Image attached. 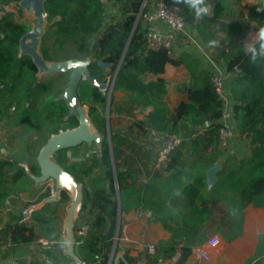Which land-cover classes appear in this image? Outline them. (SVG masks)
I'll list each match as a JSON object with an SVG mask.
<instances>
[{"label": "trees", "instance_id": "1", "mask_svg": "<svg viewBox=\"0 0 264 264\" xmlns=\"http://www.w3.org/2000/svg\"><path fill=\"white\" fill-rule=\"evenodd\" d=\"M2 1L20 2L0 0V3ZM165 1L179 7L190 25L201 17L206 21H215L221 14L225 0L214 1L211 17L206 13L210 0H201L199 3L194 0ZM144 2L145 0H48L45 9L49 14V26L43 37L41 53L46 60L55 61L45 45L49 31L54 30L58 48L64 49L66 43L69 48L68 54L57 57V61L89 57L92 59L90 75L104 82L106 77H114L117 73L114 91L124 89L131 92L132 105L152 106L149 116L151 126L161 134L175 133L181 138L180 146L170 154L166 163V170H172L184 166L183 151L189 143L193 153L199 147L203 151L208 148L218 150L219 131L223 125L217 121L223 116L224 105L211 82L213 75L198 70L200 62L193 54L170 56L165 48L146 47V35L150 29L141 20L136 24ZM107 5L114 8V15L118 16L116 19L109 17ZM56 17H60V20L50 24ZM234 27L236 26L231 25L223 31L234 37L237 34ZM30 28L8 16L0 19V94H15L19 99L18 107L25 108L20 121L30 129L40 130V113L33 108L39 105L38 99L44 97L50 87L47 83L37 82V68L31 58L18 55L19 41ZM238 46L239 50L229 62L228 69H239L234 92L242 105L236 106L235 115L240 134L251 141L253 148L250 157L240 160L237 169L226 181L232 183L231 189L242 188L244 193L253 198L256 206L264 209V40L260 38L249 52L242 45ZM100 63L110 65L107 73ZM168 64L185 65L191 75H196L194 85L185 89V99L175 106L173 114L161 98L167 92L168 84L163 75ZM84 89L86 93L79 95L80 99L84 104L93 103L90 105V115L99 131L105 135L101 156L95 154L90 165L81 169L67 158L68 149L57 152L55 158L83 185L81 216H89L91 228L88 241L78 244L82 258L87 264H108L118 230L117 189L121 193L128 180L133 178V171L148 167L152 153L119 132L110 131L108 140L106 119L97 114L99 107H106L108 103L106 92L88 81L82 82L79 87L80 91ZM62 93L53 94V100L44 104L42 110L44 119L52 125L48 138L60 130L78 126L74 117L65 120L69 111L65 102L58 100ZM142 125L140 123L138 127ZM206 125L208 126L204 132L187 141L194 136L195 128ZM127 146L132 147V152H128ZM25 174L24 168L15 167L12 162H0V184L6 178L18 180ZM205 180V173L196 175L193 183L184 189L185 197L192 201L198 194L199 187L205 186ZM4 196L5 193L0 194L1 199ZM65 198H69V195L63 192L61 201ZM229 207L232 211L235 209L232 204ZM53 216L43 209L33 215L29 224H22L19 219L6 224L0 228V244L8 241L14 245L34 243L38 240L39 231L41 236L59 242L60 232L56 229ZM81 240L78 238L77 242ZM188 255L189 253L185 254L184 258ZM128 259L133 261L132 258Z\"/></svg>", "mask_w": 264, "mask_h": 264}, {"label": "crops", "instance_id": "2", "mask_svg": "<svg viewBox=\"0 0 264 264\" xmlns=\"http://www.w3.org/2000/svg\"><path fill=\"white\" fill-rule=\"evenodd\" d=\"M214 1L210 0L206 6V13L210 17ZM263 1L225 0L221 14L215 21H206L201 17L184 32L176 33L173 55L193 54L200 62L199 71H207L223 80L221 98L224 109L222 118L217 122L229 130L230 148L225 149L226 151L221 148L216 151L213 148L203 151L199 147L193 153L189 143L183 151L185 164L182 168L166 170V164L155 167L151 159L146 169L133 171V178L128 180L119 193L118 230L109 255L111 264H116L119 256L122 258L117 264H264V209L256 206L253 198L244 193L242 188L231 189L232 183L226 181L237 169L238 162L250 157L253 148L245 135L240 136L235 108L242 104L234 92V82L239 74L230 71L228 64L239 50L238 45H242L249 52L260 39V33L264 30ZM155 2L156 0H146L145 12L151 14ZM144 25L160 33L169 31L167 25L161 22ZM231 25L236 26L234 29L237 34L234 37L223 31ZM163 78L168 87L161 98L173 114L175 106L185 99V89L194 85L196 75H191L185 65L168 64ZM124 91L127 90L120 89L116 92ZM3 94H0V162L9 161L15 167L21 168H24L23 164H28L30 172L39 175L37 157L49 138L38 147L36 153L17 156L18 152L13 149L15 131H20V140L25 135L30 136L26 131V123L20 121L25 108L18 107L15 94ZM133 106L129 118L132 121V128L128 130L130 132H124L123 125H118L116 130H120L121 134L145 149L153 151L161 145L164 137V134L151 126L149 116L153 107ZM140 123L143 124L142 127L137 126ZM207 126L195 128L194 136L187 141L204 132ZM35 138L37 140V136ZM90 151L92 150H89L86 157L93 155ZM200 155L203 158L197 159ZM66 156L75 164L73 154L68 152ZM233 159L237 161V165L229 168L228 163ZM25 173L18 180L9 177L0 184V194L5 193L0 198V228L18 219L20 221L23 202L17 198L19 195L31 200L39 192L41 184H37L26 170ZM203 173L206 178L205 186L199 187V192L192 201L187 199L184 189L193 183L196 175ZM71 204L72 198L69 196L63 201L46 202L39 209H44L45 212L50 210L47 213L54 215L56 229L60 232L59 242L41 235L31 244L14 245L10 241L2 242L0 264H71V257L58 251L59 248H66L63 238ZM230 204L235 208L233 211ZM88 217L83 214L76 222V240L80 238L77 229L82 224L89 223ZM213 237H218L219 243L211 252L210 258H196L194 250ZM77 243L76 253L87 264ZM150 245L156 248L154 255L148 253ZM187 253L189 255L184 258Z\"/></svg>", "mask_w": 264, "mask_h": 264}, {"label": "water", "instance_id": "3", "mask_svg": "<svg viewBox=\"0 0 264 264\" xmlns=\"http://www.w3.org/2000/svg\"><path fill=\"white\" fill-rule=\"evenodd\" d=\"M47 1L48 0H20L19 5L35 17V25L21 37L18 55L19 57L28 56L31 58L33 64L37 68V77H42L47 74H70L67 87L58 100L64 101L68 108L69 113L65 117V120L74 117L78 121V126L51 134L50 138L40 149L37 157L40 168L39 175L32 174L28 164H23V167L37 184H42L49 179L55 181L56 188L60 192L56 197L48 199L47 203L61 201L63 192L71 196L72 204L68 208V216L65 223V236L63 238V241L66 243V248H59L58 251L67 253L72 259L71 264H84L75 250L77 242L75 225L81 216L83 208V185L76 180L74 175L69 173L55 160V155L60 150L71 149L86 144L89 148L95 145L98 150V156H101L102 143L105 135L102 134L92 122L90 105L82 103L79 96V87L83 80H87L92 86L102 91L106 92L107 89L106 84L101 83L98 78L90 75L89 66L92 63L91 58L49 61L43 57L41 46L43 37L49 26V14L45 9V3ZM58 20H60V17L54 18L50 24ZM138 21L137 17L136 24ZM116 75L117 73L113 77V83L115 82ZM110 96V91H108L107 107H109ZM106 120L108 129L107 137L108 140H110L109 119L107 118ZM90 153H94V151H90ZM215 168H218V165H215ZM65 177H67V180H65ZM117 199L119 203L118 189ZM120 258L122 257L119 256L116 258V264ZM109 264H111V259L109 260Z\"/></svg>", "mask_w": 264, "mask_h": 264}, {"label": "rangeland", "instance_id": "4", "mask_svg": "<svg viewBox=\"0 0 264 264\" xmlns=\"http://www.w3.org/2000/svg\"><path fill=\"white\" fill-rule=\"evenodd\" d=\"M0 7H2L3 10H5L4 17L8 16L15 22L25 23L29 27H33L35 25V17L31 13H28L25 9H23L19 5V3L17 2L7 3L6 1H2L0 3ZM107 10H108L109 17H114L115 19L117 18L116 15H114V8L111 5H107ZM53 31L54 30L49 31L48 38L46 40L45 45L49 48L50 55L54 58L55 61H57L56 59L57 57L64 56L65 53L68 54L69 48H68V43L65 44L64 49L60 50L58 48V43L56 41L55 35L53 34ZM105 72L106 73L108 72L107 68H105ZM69 77H70V74L68 73V74H56V75L47 74V75H44L38 78L37 82L45 83V84L47 83L50 87V89L48 90V92L46 93L44 97L39 98L38 101L35 100V102L37 101L39 105L38 106L35 105V108H33L35 112L38 111L40 113L39 120L41 122L42 128L40 130H33V129L28 128L26 131H28L30 136L25 135L22 140L19 139L20 131L19 130L15 131L16 136L14 140L15 142L13 143V149H15L18 152L17 156L25 155V153H36L38 150V147L48 138V134H49L48 131L49 129H51L52 125L49 124L44 119V114L42 112V110L44 109V104H47L48 101L53 100V94L64 92L68 84ZM110 78L113 79L112 76L110 77L108 76L106 79L107 83H109V81L111 80ZM83 93L84 94L86 93V89H84L83 91L79 90V95L83 96ZM106 95L108 97V91L106 92ZM132 96L133 95L127 91L117 93L116 91L113 90L110 96V99H109L110 100L109 107H107V105L106 107H99L97 114L102 115L105 119L107 118L109 119V133L110 131L119 132L120 130L119 131L116 130V127L118 125H123L124 128L122 130L124 132H127V133L130 132L128 130L132 128V125H131L132 121L129 118H130L131 111H132L131 108L134 107L131 103ZM89 105L92 106L93 103H89ZM91 119H92V122L94 123V119L92 118V116H91ZM106 125H107V120H106ZM107 130L108 129L106 126V131ZM121 135L124 136L123 134ZM36 136H37V140L35 138ZM240 136H243V135L240 134ZM230 144H231V134H230V143L227 149L230 148ZM127 148H128V152H132V149H131L132 147L127 146ZM219 148L221 147L219 146ZM90 149L94 151V153H92L93 155H90V157H86V154H88ZM221 149L226 151L223 148ZM68 152H70L71 154L75 156V159H76L75 165L77 166L78 169H81L84 167H88L90 165L93 159V156L98 153V150L95 145L90 148H88L85 145H82L80 148L67 151L66 154ZM201 158H203L202 155L197 157V159H201ZM82 159H85V160L83 161ZM235 165H237V161L235 159L230 160L228 163L229 168H232ZM47 212L49 213L50 210H48ZM41 234H42L41 231L37 232V236Z\"/></svg>", "mask_w": 264, "mask_h": 264}, {"label": "built area", "instance_id": "5", "mask_svg": "<svg viewBox=\"0 0 264 264\" xmlns=\"http://www.w3.org/2000/svg\"><path fill=\"white\" fill-rule=\"evenodd\" d=\"M5 10L0 7V19L4 17ZM138 20H141L145 24H151L154 22H161L167 25L169 31L160 33L150 30L146 35V47L148 49L165 48L169 51V55L173 56V47L176 33L184 32L189 26L186 19L182 16L179 7L169 5L165 0H156L154 11L149 14L145 12V4L142 11L138 15ZM235 73H239V69H234ZM217 93L222 96L223 94V80L220 76L213 75L211 79ZM107 91H110V95L114 90L113 79L106 85ZM106 91V92H107ZM230 143V134L226 127H222L219 131V146L223 149H227ZM181 144V138L175 133H167L164 135L161 141V145L153 151L152 162L155 167H161L167 163L170 154L177 149ZM39 192L33 199H26L23 195H19L17 198L23 202L21 208L20 223L29 224L32 222L33 215L45 205L48 199L54 198L60 192L56 188L55 181L49 179L42 183L39 187ZM90 224L84 223L77 229L78 236L82 239L77 244L83 243L89 235ZM219 238L213 237L205 243L202 247H198L194 250V255L198 259L208 260L211 252L218 245ZM148 253L154 255L156 248L153 245L148 247ZM264 254V251H263Z\"/></svg>", "mask_w": 264, "mask_h": 264}, {"label": "flooded vegetation", "instance_id": "6", "mask_svg": "<svg viewBox=\"0 0 264 264\" xmlns=\"http://www.w3.org/2000/svg\"><path fill=\"white\" fill-rule=\"evenodd\" d=\"M100 66L102 67V68H107V70H108V67L110 66L109 64H105V63H100ZM106 79H107V77H106ZM84 81H87V80H83L82 82H84ZM101 83H103V84H106L107 85V82L105 81H101ZM67 87V86H66ZM101 90V89H100ZM102 91V90H101ZM103 92H105V91H103ZM84 104V103H83Z\"/></svg>", "mask_w": 264, "mask_h": 264}, {"label": "clouds", "instance_id": "7", "mask_svg": "<svg viewBox=\"0 0 264 264\" xmlns=\"http://www.w3.org/2000/svg\"><path fill=\"white\" fill-rule=\"evenodd\" d=\"M194 2H195V3H199V2H201V0H194ZM260 38H261L262 40H264V30L261 31V33H260Z\"/></svg>", "mask_w": 264, "mask_h": 264}, {"label": "snow or ice", "instance_id": "8", "mask_svg": "<svg viewBox=\"0 0 264 264\" xmlns=\"http://www.w3.org/2000/svg\"><path fill=\"white\" fill-rule=\"evenodd\" d=\"M65 180H67V177H65Z\"/></svg>", "mask_w": 264, "mask_h": 264}]
</instances>
